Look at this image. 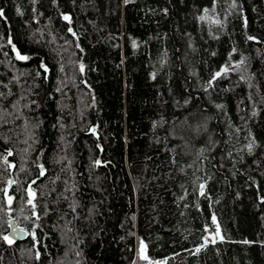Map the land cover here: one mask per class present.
<instances>
[{
    "label": "trees",
    "instance_id": "16d2710c",
    "mask_svg": "<svg viewBox=\"0 0 264 264\" xmlns=\"http://www.w3.org/2000/svg\"><path fill=\"white\" fill-rule=\"evenodd\" d=\"M0 10V264H264V0Z\"/></svg>",
    "mask_w": 264,
    "mask_h": 264
},
{
    "label": "water",
    "instance_id": "95a60500",
    "mask_svg": "<svg viewBox=\"0 0 264 264\" xmlns=\"http://www.w3.org/2000/svg\"><path fill=\"white\" fill-rule=\"evenodd\" d=\"M88 133L93 134L94 136L97 135V132L95 130V128L92 126L89 128ZM11 150H8V156L11 155ZM40 174H43V168L40 167ZM39 179V177H35L33 180H30L27 185H26V191L28 195L32 194V186L34 184V181H37ZM14 182V178L10 177L9 181H8V187H10ZM9 223L11 225L10 229L8 230V232L6 233V237L9 238L11 241H16V240H23L25 239V237L27 236V232L22 229L21 227H19L18 225H16L14 223L13 219L9 220ZM12 227H14L15 230L12 229ZM31 234H33V230H31L30 232ZM146 248V247H145ZM146 252V250H145Z\"/></svg>",
    "mask_w": 264,
    "mask_h": 264
},
{
    "label": "snow or ice",
    "instance_id": "6c2138e0",
    "mask_svg": "<svg viewBox=\"0 0 264 264\" xmlns=\"http://www.w3.org/2000/svg\"><path fill=\"white\" fill-rule=\"evenodd\" d=\"M2 15H3V11L0 10V16H2ZM64 18H65L66 20L69 19V17H67V16H65ZM69 31H71V29H69ZM17 57H18L19 59H27V57L20 56L19 53H17ZM81 68H83V65H81ZM217 75H219V73H217ZM97 163H99V161H97ZM213 221H215V217H213ZM217 234H219V233L217 232ZM5 239H8V238L5 237ZM221 239H223V238L221 237ZM212 242L215 243V240H213ZM245 243H247V241H245ZM197 251H199V249H197ZM145 258H146V257H145Z\"/></svg>",
    "mask_w": 264,
    "mask_h": 264
},
{
    "label": "bare ground",
    "instance_id": "6f19581e",
    "mask_svg": "<svg viewBox=\"0 0 264 264\" xmlns=\"http://www.w3.org/2000/svg\"><path fill=\"white\" fill-rule=\"evenodd\" d=\"M139 252H140V255H141L143 258L146 257V254H145V245H144V244H142V245L140 246V248H139ZM139 252H138V253H139Z\"/></svg>",
    "mask_w": 264,
    "mask_h": 264
},
{
    "label": "rangeland",
    "instance_id": "374dc122",
    "mask_svg": "<svg viewBox=\"0 0 264 264\" xmlns=\"http://www.w3.org/2000/svg\"><path fill=\"white\" fill-rule=\"evenodd\" d=\"M27 185V184H26ZM32 194H33V192H34V189H33V186H32ZM25 190H26V187H25ZM31 194V195H32ZM31 195H29V196H31ZM143 243H140L139 244V246H138V252H139V248H140V246L142 245ZM138 254H140V252L138 253ZM146 264H154L153 262H150L149 260H148V262L146 263ZM158 264H161V262H158Z\"/></svg>",
    "mask_w": 264,
    "mask_h": 264
},
{
    "label": "flooded vegetation",
    "instance_id": "af4514ba",
    "mask_svg": "<svg viewBox=\"0 0 264 264\" xmlns=\"http://www.w3.org/2000/svg\"><path fill=\"white\" fill-rule=\"evenodd\" d=\"M13 230H15L14 228H12Z\"/></svg>",
    "mask_w": 264,
    "mask_h": 264
}]
</instances>
